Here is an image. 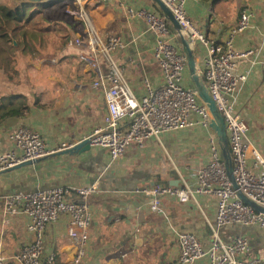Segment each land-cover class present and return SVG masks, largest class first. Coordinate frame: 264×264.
I'll return each mask as SVG.
<instances>
[{"label": "crops", "instance_id": "obj_1", "mask_svg": "<svg viewBox=\"0 0 264 264\" xmlns=\"http://www.w3.org/2000/svg\"><path fill=\"white\" fill-rule=\"evenodd\" d=\"M154 4V0H89L84 6L101 38L117 36L126 43L124 50L113 52V58L124 69L137 97L146 94V81L159 88L164 78L154 53L157 36L142 19H130L127 9L146 7L159 13ZM80 8L73 16L76 22L85 23L83 33L77 34L64 53L74 57L72 66L79 70L72 75H60V72L49 75L45 62L34 65L18 60L19 78L7 83L0 79L7 85L6 89L12 90L16 85L18 90L23 88L39 97L31 99L34 104L27 117L11 119L0 126L3 150L13 146L11 136L20 126L37 130L50 147L78 141L104 127L107 103L103 90L95 88L94 83L99 80L98 73L108 74V62L98 55V70L89 67L85 57L90 56L91 32ZM187 8L191 21L208 37L219 36L221 42L232 35L243 11H255L252 27L235 39L239 50L254 52L240 65V71L248 73L249 78L238 98V112L249 126V140L264 156V0H189ZM49 62L57 64L56 59ZM210 137L203 126L197 125L165 135L160 141L150 140L142 149L132 145L116 160L106 149L92 147L86 152L64 151L0 173L1 255L7 264H20L16 255L33 240L28 217L19 215L11 218L8 225L3 224L6 194L96 184L98 189L90 199L91 239L82 264H180L179 234L196 235L206 242L215 222L217 198L203 196L198 201L180 202L166 196L164 212L158 214L148 209V198L138 191L156 184L182 186L183 178L189 180L190 171L208 165ZM139 207L141 211H137ZM69 227L70 219L64 216L46 229L45 255L55 254L54 264H71L74 260L76 248ZM239 234L251 240L250 256L264 254L263 230L234 226L223 231L227 241ZM203 260L202 264H209L207 259Z\"/></svg>", "mask_w": 264, "mask_h": 264}, {"label": "built area", "instance_id": "obj_2", "mask_svg": "<svg viewBox=\"0 0 264 264\" xmlns=\"http://www.w3.org/2000/svg\"><path fill=\"white\" fill-rule=\"evenodd\" d=\"M76 1L82 7L91 32L90 56L85 57L89 67L98 70V55L108 62V74L103 76L98 73L99 80L94 83L95 88L103 90L106 99L108 114L105 125L78 141H66L58 147H50L37 130L20 126L11 136L13 146L9 150L2 149L0 140V173L29 161L74 150L86 141L91 147L106 149L116 160L132 145L142 149L150 140L160 141L165 135L203 126L211 134L208 165L190 171L189 180L183 178L182 186L156 184L138 192L148 198V209L158 214L164 212L163 199L166 196L180 202L198 201L203 196L217 198V214L206 242L196 235L179 234L180 264H196L203 259H207L209 264H264V254L250 256L252 244L248 236L239 234L229 241L222 236V231L234 226L264 231V213L244 203L233 189L223 161L222 146L218 137L214 136V118L193 88L185 84L189 74L187 57L178 45V35L169 27L167 17L151 8L127 9L130 19H142L149 31L157 36L154 53L164 78V84L159 88L146 81V94L137 97L125 77L124 69L113 58V52L124 50L126 43L117 36L101 38L84 11L89 0ZM161 1L179 22L194 48L195 56L198 54L195 51L197 47L201 48V56L196 57L199 72L225 120L234 180L245 197L264 209V156L249 140V126L238 112V98L249 78L248 73L240 71V65L254 52L239 50L235 39L252 27L255 11H243L232 35L221 42L219 36L208 37L191 21L187 8L189 0ZM262 71L264 74V62ZM97 189L95 184L6 194L2 208L3 224L8 225L11 218L23 215L30 219L28 230L33 234V240L21 248L16 260L20 264H54L55 254L45 255V232L49 225L67 216L70 219L69 234L76 248L71 264H82L91 239L93 209L90 199ZM141 209L139 207L137 211ZM0 264H7L1 253Z\"/></svg>", "mask_w": 264, "mask_h": 264}, {"label": "trees", "instance_id": "obj_3", "mask_svg": "<svg viewBox=\"0 0 264 264\" xmlns=\"http://www.w3.org/2000/svg\"><path fill=\"white\" fill-rule=\"evenodd\" d=\"M209 2L211 0H204ZM158 12L163 15L155 3ZM76 0H0V72L3 82L19 78L18 60L23 64L39 65L45 62L50 73L72 75L79 70L72 66L74 57L64 54L78 33H83L85 23L76 22L73 14L80 12ZM242 14V13H241ZM241 16V15H240ZM171 30H174L168 21ZM177 42L182 47L181 39ZM57 60L56 65L49 61ZM68 63V68H65ZM0 81V126L11 119L27 117L38 99L16 85L12 90ZM39 104V103H38ZM225 161V159H223Z\"/></svg>", "mask_w": 264, "mask_h": 264}, {"label": "water", "instance_id": "obj_4", "mask_svg": "<svg viewBox=\"0 0 264 264\" xmlns=\"http://www.w3.org/2000/svg\"><path fill=\"white\" fill-rule=\"evenodd\" d=\"M44 2H49V1H54V0H43ZM155 3L160 7L163 15L167 17L168 21L171 23V25L174 28V32L177 33L178 38L181 39L182 42V49L183 52L185 53L187 57V62H188V68H189V76L190 80L192 82V88L193 90L197 93L198 97L204 102V104L208 107L210 110L214 121H215V131L218 136V139L220 141V144L222 146V151H223V156L225 159V165L227 172L231 178L232 184H233V189L238 192V195L240 199L246 203L247 205L251 206L254 210L257 212H263L264 209L258 206L257 204L253 203L250 201L247 197H245L242 193V191L239 189L236 181L234 180L233 177V160L232 156L230 153V146H229V140L227 136V131H226V126H225V120L222 116V114L219 112L217 105L215 101L213 100L212 95L210 94L206 84L201 78L200 72H199V67H198V62L197 58L194 53V48L190 42L189 39L186 38L184 31L182 27L180 26L179 22L175 18V16L172 14V12L168 9V7L161 1V0H154ZM91 145L89 141H86L82 144H80L76 149L74 150H69L70 152L80 150L81 152H86L91 150ZM36 161H29L23 164H20L12 169L9 170H14L29 164H33Z\"/></svg>", "mask_w": 264, "mask_h": 264}, {"label": "rangeland", "instance_id": "obj_5", "mask_svg": "<svg viewBox=\"0 0 264 264\" xmlns=\"http://www.w3.org/2000/svg\"><path fill=\"white\" fill-rule=\"evenodd\" d=\"M77 2V1H76ZM81 7V6H80ZM179 45V44H178ZM198 54L196 55V57H200L201 56V48L198 46L197 47V49L195 50ZM0 76H2L1 75V72H0ZM185 84L188 86V87H192V82H191V80H190V76H189V74L188 75H186V78H185ZM225 231V230H224ZM222 236H224L223 235V231H222ZM204 262V260H200V261H198L197 262V264H202Z\"/></svg>", "mask_w": 264, "mask_h": 264}]
</instances>
